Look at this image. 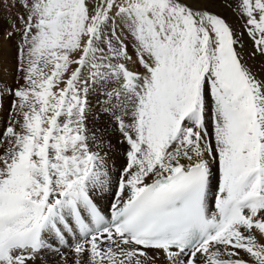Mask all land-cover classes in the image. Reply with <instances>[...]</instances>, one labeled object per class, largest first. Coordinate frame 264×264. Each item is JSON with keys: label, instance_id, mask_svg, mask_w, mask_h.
I'll return each instance as SVG.
<instances>
[{"label": "snow or ice", "instance_id": "6c2138e0", "mask_svg": "<svg viewBox=\"0 0 264 264\" xmlns=\"http://www.w3.org/2000/svg\"><path fill=\"white\" fill-rule=\"evenodd\" d=\"M223 3L0 0V264H264V0Z\"/></svg>", "mask_w": 264, "mask_h": 264}, {"label": "bare ground", "instance_id": "6f19581e", "mask_svg": "<svg viewBox=\"0 0 264 264\" xmlns=\"http://www.w3.org/2000/svg\"><path fill=\"white\" fill-rule=\"evenodd\" d=\"M221 1L223 2V0H210V6H211L212 10L220 13L223 16H225L227 18V20L231 22L230 24L233 23L234 27L237 30H239L240 29L239 23H241L240 20L238 19L237 16L233 15L232 12L228 11L224 7V5H223L224 3H222ZM9 19H10V17H9ZM11 21H12V19H11ZM11 21H9L10 24H11ZM8 25L4 26V19H3V22L0 23V36H2V33L6 28H9ZM12 40H13V38L11 40L0 39V78H2L8 84H12L14 86L15 81L18 77V72L16 71V66H17L16 46H17V44L15 46L14 42H16V41L13 42ZM247 43H248V41H247V39H245V44H247ZM8 104H9V102L7 100L4 101V103H3V110H1V113H0V129H3L4 127H6V121H3L4 120L3 116H4V113H6L5 112L6 111L5 106ZM116 163H119V166H121L123 164L122 162H120V160H116ZM100 203H101V205H104V203H102L101 201H100Z\"/></svg>", "mask_w": 264, "mask_h": 264}, {"label": "rangeland", "instance_id": "374dc122", "mask_svg": "<svg viewBox=\"0 0 264 264\" xmlns=\"http://www.w3.org/2000/svg\"><path fill=\"white\" fill-rule=\"evenodd\" d=\"M222 2V1H221ZM223 3V2H222ZM224 5V4H223ZM225 7V6H224ZM226 8V7H225ZM228 11H230V12H232L231 10H229L228 8H226ZM0 15H2V14H0ZM9 17H10V19H9ZM9 17H7V20L5 21L4 20V26H7L8 24L10 25V22L9 21H11V19H12V17L11 16H9ZM225 17V16H224ZM226 18V17H225ZM1 20H0V23L1 22H3V19L2 18H0ZM227 19V18H226ZM228 21V20H227ZM229 23H231L230 21H228ZM241 23H242V21H240ZM241 23H239L240 24V26H241ZM8 25V26H9ZM233 27H234V24L232 23L231 24ZM235 28V27H234ZM6 30V31H5ZM4 31H3V33L2 34H4V33H7L8 32V30L10 31V29L9 28H6ZM13 42L14 41H16V42H14L15 43V46H16V44L18 45V43H19V37H17V36H14L13 37V40H12ZM18 42V43H17ZM16 52H17V46H16ZM18 76H19V73H18ZM14 86H15V84H14ZM9 105V104H8ZM8 105H6L5 106V109H6V113H4V116H3V121H7V119H8V116H9V111H10V108H9V106ZM0 113H1V110H0ZM3 114V113H2ZM6 116V117H5ZM109 133H110V135H112V133H111V127L109 128ZM112 143H113V145H114V148H113V164H114V166H113V172H115V171H117L119 168H120V166H119V163H116V160H120V162H122L123 164L125 163V158H124V155H123V152H124V150H125V148L127 147V145L126 144H123L122 142H120V138H119V133L117 132V133H115L114 135H112ZM101 202L102 203H104V205H107V202H106V200H101Z\"/></svg>", "mask_w": 264, "mask_h": 264}]
</instances>
